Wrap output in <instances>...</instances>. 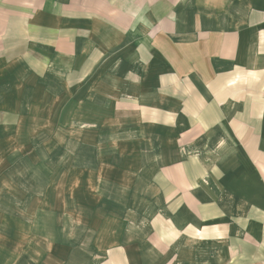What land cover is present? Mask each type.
Returning <instances> with one entry per match:
<instances>
[{
    "label": "crops",
    "instance_id": "crops-1",
    "mask_svg": "<svg viewBox=\"0 0 264 264\" xmlns=\"http://www.w3.org/2000/svg\"><path fill=\"white\" fill-rule=\"evenodd\" d=\"M0 134L90 197L0 264H264V0H0Z\"/></svg>",
    "mask_w": 264,
    "mask_h": 264
},
{
    "label": "rangeland",
    "instance_id": "rangeland-1",
    "mask_svg": "<svg viewBox=\"0 0 264 264\" xmlns=\"http://www.w3.org/2000/svg\"><path fill=\"white\" fill-rule=\"evenodd\" d=\"M25 138L0 134V250L8 240L24 236L65 237L71 231L66 226L79 221L78 206L83 196L82 173L76 163L56 165L58 186L55 196H38L33 192L32 164H23L32 149H24ZM64 185L74 195H65ZM80 235L79 229H74ZM73 230V231H74Z\"/></svg>",
    "mask_w": 264,
    "mask_h": 264
}]
</instances>
